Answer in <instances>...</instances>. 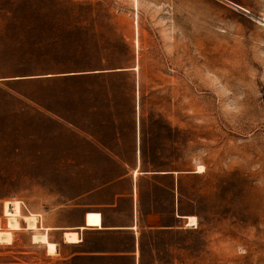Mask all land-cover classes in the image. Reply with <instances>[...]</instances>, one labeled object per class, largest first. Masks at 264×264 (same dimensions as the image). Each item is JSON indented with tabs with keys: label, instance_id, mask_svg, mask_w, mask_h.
<instances>
[{
	"label": "rangeland",
	"instance_id": "1",
	"mask_svg": "<svg viewBox=\"0 0 264 264\" xmlns=\"http://www.w3.org/2000/svg\"><path fill=\"white\" fill-rule=\"evenodd\" d=\"M135 170L188 222L64 242ZM6 233L0 264H264V0H0Z\"/></svg>",
	"mask_w": 264,
	"mask_h": 264
},
{
	"label": "crops",
	"instance_id": "2",
	"mask_svg": "<svg viewBox=\"0 0 264 264\" xmlns=\"http://www.w3.org/2000/svg\"><path fill=\"white\" fill-rule=\"evenodd\" d=\"M139 138V135H138ZM111 152L114 149H110ZM136 155L138 157L135 168L139 169L143 167L141 160L139 159V149L138 153L136 150ZM116 161V160H114ZM119 162L118 166H126L129 167L130 164L125 163L124 165ZM138 172L135 175V172ZM177 172V171H176ZM133 173L134 181L131 185V190L129 193L116 195L113 199V203L106 205L101 211L97 212H88L86 214L84 223L82 225L77 226V230H73L78 234L79 242L71 245L75 246H83L85 243L84 237L82 235L84 233L96 232V231H106V230H114V231H133L138 230V227H143L144 229H152V230H161V231H172L174 228L178 227L179 219L187 220V216H180L177 212V202L174 203V195L172 193V189L169 193V206L165 200H161L158 197L163 193V184L160 182H156L158 186L151 187L149 193H143L141 191L138 178L142 175H162L167 176L170 174V171H149L146 170L144 172H139V170H135ZM165 189H167L165 187ZM168 206V207H167ZM125 208L124 211H121L122 208ZM113 211L114 217L108 218L106 216L108 211ZM142 210L145 212V218L140 219L139 215ZM162 212V214H161ZM125 216H129L131 220H126ZM188 222V220H187ZM188 226V224H187ZM190 227V226H188ZM53 230L50 227L51 231ZM64 236V234H63ZM49 237V232H48ZM135 238V237H134ZM50 240V239H49ZM137 239L135 238V241ZM65 242V241H64ZM58 247L60 245L59 242H56ZM68 244V243H67ZM135 246H137L134 243ZM138 249V246H137ZM100 253L98 251H80L76 253V255H91Z\"/></svg>",
	"mask_w": 264,
	"mask_h": 264
},
{
	"label": "bare ground",
	"instance_id": "3",
	"mask_svg": "<svg viewBox=\"0 0 264 264\" xmlns=\"http://www.w3.org/2000/svg\"><path fill=\"white\" fill-rule=\"evenodd\" d=\"M203 169H204V166H200L196 172H198V173L199 172H203ZM134 174L137 175L138 172L136 171ZM77 233L75 231H73V230L65 232L64 233L65 242L66 243H70V244L78 243L79 242V237H78ZM8 235H9V233H6L4 236H0V244L3 243L2 242V237H6Z\"/></svg>",
	"mask_w": 264,
	"mask_h": 264
}]
</instances>
